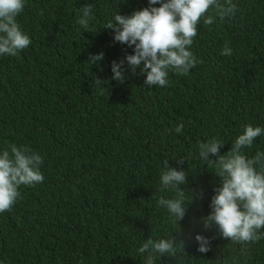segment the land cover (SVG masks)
<instances>
[{"label": "trees", "instance_id": "16d2710c", "mask_svg": "<svg viewBox=\"0 0 264 264\" xmlns=\"http://www.w3.org/2000/svg\"><path fill=\"white\" fill-rule=\"evenodd\" d=\"M232 2L237 11L223 21L205 25L201 17L190 48L200 63L149 87L127 64L134 46L115 41L106 25L116 12L160 4L25 0L16 20L31 44L0 55V152L27 145L43 157L44 180L21 185L0 213V264H145L138 249L146 239L174 237L183 249L155 264H264V239L235 243L203 223L221 185L198 143L215 136L223 155L245 125L264 129V0ZM85 5L94 17L88 29L77 23ZM225 45L231 55H221ZM121 60L123 83L111 70ZM257 151L264 152V134L243 149L249 158ZM164 161L186 171L181 187L193 196L178 225L157 203L175 195L160 181ZM196 235L210 240L208 252L197 250Z\"/></svg>", "mask_w": 264, "mask_h": 264}, {"label": "clouds", "instance_id": "9594fccd", "mask_svg": "<svg viewBox=\"0 0 264 264\" xmlns=\"http://www.w3.org/2000/svg\"><path fill=\"white\" fill-rule=\"evenodd\" d=\"M150 5L135 11L131 16H123L116 12L106 28L114 31V40L130 47L134 46V54L126 57L127 64L133 73L140 68L146 74L144 81L149 87H164L167 77L173 71L180 75H188L195 68L199 59L190 50L197 35V25L204 17V24L211 25L218 16L221 21L237 11L232 0H149ZM25 0H0V55L16 56L31 44L29 36L22 31L16 17L24 8ZM211 9V14L209 13ZM92 16V6L85 5L81 9L77 23L88 29ZM231 48L225 45L221 55H231ZM103 53L90 57L95 64L103 59ZM143 62V67L141 63ZM124 60L113 61L112 79L123 83L126 78ZM96 83L103 81L96 79ZM184 125L175 127L176 133H182ZM264 134L259 126L247 124L239 134L229 151L220 154L224 142L213 136L206 142L198 143L199 157L207 166H214V174L220 180V187L212 198V212L203 218L207 229L213 224L218 226L223 238L232 242L247 244L264 239V152L257 151L249 158L243 149L250 148L254 139ZM214 157V159H213ZM183 164L184 159L177 160ZM43 157L27 145L11 144L0 152V213L12 208L21 185L32 186L41 183L44 176L40 171ZM187 173L171 167L164 161V171L160 181L164 189H172L174 198L160 196L157 203L165 207L175 218V223L184 218L187 204L193 199L189 192L181 187L187 184ZM198 251L206 253L210 250V240L196 235ZM177 245L183 249V242L173 239H146L138 251L146 254L145 264H155L162 255L174 256Z\"/></svg>", "mask_w": 264, "mask_h": 264}]
</instances>
